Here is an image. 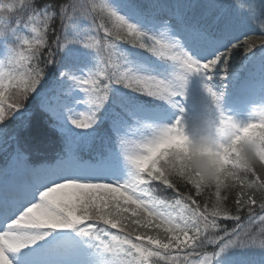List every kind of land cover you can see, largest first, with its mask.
<instances>
[{"label":"snow or ice","instance_id":"snow-or-ice-1","mask_svg":"<svg viewBox=\"0 0 264 264\" xmlns=\"http://www.w3.org/2000/svg\"><path fill=\"white\" fill-rule=\"evenodd\" d=\"M250 25L264 33V0H0V176L20 177L0 183V264H255L264 201L170 171L189 77L219 108L210 81L252 51L232 42ZM32 105L63 137L52 162L12 148Z\"/></svg>","mask_w":264,"mask_h":264},{"label":"clouds","instance_id":"clouds-1","mask_svg":"<svg viewBox=\"0 0 264 264\" xmlns=\"http://www.w3.org/2000/svg\"><path fill=\"white\" fill-rule=\"evenodd\" d=\"M216 108V114L209 109L190 126L185 122L175 137L170 171L186 173L202 187L242 185L264 201V106H254L246 123Z\"/></svg>","mask_w":264,"mask_h":264},{"label":"trees","instance_id":"trees-1","mask_svg":"<svg viewBox=\"0 0 264 264\" xmlns=\"http://www.w3.org/2000/svg\"><path fill=\"white\" fill-rule=\"evenodd\" d=\"M51 2V0H49ZM166 3H178V2H187V0H164ZM242 34L239 36V40H233V43H240L243 44L245 40L248 41V44L251 45L252 51L249 53H245L243 47H238L232 57V61L230 62L227 71H225L223 68H220L216 72L215 77H222L223 74H228L227 77L224 78V80L230 85L233 83L236 79L240 78L245 79L249 78L250 76L257 81L264 80V69H261V59H260V49H261V40L264 38V33L261 32L258 25H250L244 29L241 30ZM129 46L130 45H126ZM144 51V50H141ZM247 56L248 58H246ZM211 71L214 73L215 70L211 69ZM231 74V75H229ZM211 83V81H210ZM212 87L215 89L216 86H214L211 83ZM199 88L201 92L203 91L207 97L211 99L209 94L206 92L204 85H199ZM216 91V90H215ZM202 92V93H203ZM217 92V91H216ZM218 93V92H217ZM146 99L151 100L152 98L145 97ZM204 105V104H203ZM226 105L225 102H223V99H221V103L219 102V111L222 110V106ZM205 107V105H204ZM214 107L216 108V105L214 104ZM217 109V108H216ZM82 111H86V109L82 108ZM40 125L38 120H33V124L30 125L24 129H19L18 132H16L17 135H14L15 137H21L23 138V143H30L32 147L38 144V142L35 140V134L32 132V126L38 128ZM104 134V129L100 130V135L102 136ZM102 146L101 140L98 138L90 147L84 148L82 151H91L95 152L98 148ZM181 191H190L193 195H195L194 189L190 185H183L180 184ZM209 190H206V192ZM214 191V188L211 190ZM235 195V191H233L230 194V199ZM205 197L201 196L198 197V199L203 200ZM228 223V226L231 227V222ZM259 227V224L257 222L256 225H253V229L257 230ZM247 255L248 258L255 261V264H259L260 260L264 258V254L261 253V250L258 247H251L247 249Z\"/></svg>","mask_w":264,"mask_h":264},{"label":"rangeland","instance_id":"rangeland-1","mask_svg":"<svg viewBox=\"0 0 264 264\" xmlns=\"http://www.w3.org/2000/svg\"><path fill=\"white\" fill-rule=\"evenodd\" d=\"M188 89V84L186 86V90ZM186 92V91H185ZM251 97H252V93L248 94V95H245L243 98H244V107H243V110H249L251 108ZM260 106H264V100L262 102L259 103ZM233 117V116H232ZM235 119L241 121L242 123H246L249 121L248 119V114H244V115H239L237 117H234Z\"/></svg>","mask_w":264,"mask_h":264}]
</instances>
